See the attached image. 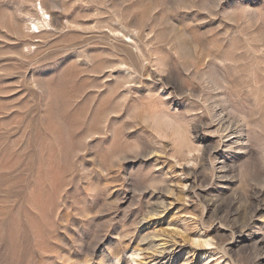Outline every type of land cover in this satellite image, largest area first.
Listing matches in <instances>:
<instances>
[{
  "label": "rangeland",
  "instance_id": "obj_1",
  "mask_svg": "<svg viewBox=\"0 0 264 264\" xmlns=\"http://www.w3.org/2000/svg\"><path fill=\"white\" fill-rule=\"evenodd\" d=\"M0 264H264V0H0Z\"/></svg>",
  "mask_w": 264,
  "mask_h": 264
},
{
  "label": "bare ground",
  "instance_id": "obj_2",
  "mask_svg": "<svg viewBox=\"0 0 264 264\" xmlns=\"http://www.w3.org/2000/svg\"><path fill=\"white\" fill-rule=\"evenodd\" d=\"M41 10L43 11V15H45L46 14V12L44 11V8L41 6ZM39 20H41V21H38V24L40 23V24H44V22L46 21L44 18H43V20L40 18ZM38 24L35 22V26H37L36 28H39V26H38ZM41 30H39V29H37L36 30V33L37 32H40ZM213 73V72H212ZM211 76V75H210ZM209 76V77H210ZM216 76V75H215ZM214 76V77H215ZM213 77V78H214ZM218 77V76H217ZM211 78H212V76H211ZM219 78V77H218ZM210 81V80H209ZM212 81H214V84H218V79L216 80V79H214V80H212ZM213 83V82H212ZM219 87V86H218ZM218 95V94H217ZM218 100V99H217ZM220 102V101H219ZM218 103V102H217ZM224 115V114H223ZM219 117V116H218ZM220 118H222L221 116H220ZM222 119H224V118H222ZM221 121V123H222V120H220ZM226 123V122H225ZM222 126V125H221ZM224 126V125H223ZM225 127V126H224ZM224 127H222V128H224ZM237 127V126H236ZM178 128H180V127H178ZM181 128H182V126H181ZM220 128V127H219ZM221 128V130H227L228 131V134L226 135L227 137H229V140L231 141V143H235V142H239V141H241L242 140V135H241V132H240V130L239 131H237V130H235V129H232V126L228 123L227 125H226V127L224 128V129H222ZM181 130V129H180ZM184 130V129H183ZM224 131V132H225ZM222 133H223V131H221ZM225 137V136H224ZM228 140V139H227ZM184 146V145H183ZM165 203V202H164ZM163 203V204H164ZM156 234V233H155ZM157 235H160V234H157ZM166 235V234H165ZM149 238V237H148ZM153 238V237H152ZM161 238H163V237H160V240H161ZM163 239H166V238H163ZM166 241V240H165ZM168 241V240H167ZM176 242V241H175ZM162 243V242H161ZM167 243V242H166ZM163 244V243H162ZM156 246H159V244H157ZM152 248V247H151ZM162 249V248H161ZM157 250V249H156ZM163 251H161L162 253L161 254H163L165 251H166V248H163L162 249ZM170 250V249H169ZM168 251V250H167ZM225 252V251H224ZM136 252H134L133 253V255L135 254ZM136 255H139L138 253H136ZM155 255V254H154ZM157 255V254H156ZM159 255V254H158ZM157 258V257H156ZM166 258V257H165ZM133 259V261L134 262H136L137 261V258H135V257H133L132 258Z\"/></svg>",
  "mask_w": 264,
  "mask_h": 264
}]
</instances>
